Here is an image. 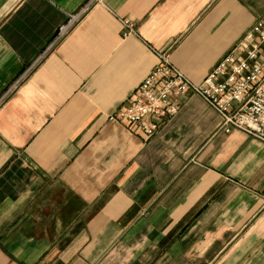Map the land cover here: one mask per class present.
<instances>
[{
  "label": "crops",
  "instance_id": "obj_1",
  "mask_svg": "<svg viewBox=\"0 0 264 264\" xmlns=\"http://www.w3.org/2000/svg\"><path fill=\"white\" fill-rule=\"evenodd\" d=\"M257 22L264 0H0V264H264L263 143L193 95L151 137L111 120L158 55L200 84Z\"/></svg>",
  "mask_w": 264,
  "mask_h": 264
},
{
  "label": "built area",
  "instance_id": "obj_2",
  "mask_svg": "<svg viewBox=\"0 0 264 264\" xmlns=\"http://www.w3.org/2000/svg\"><path fill=\"white\" fill-rule=\"evenodd\" d=\"M92 2V1H91ZM91 2L70 15L56 31L50 47L62 40ZM130 29V25L125 23ZM147 75L136 95L111 120L137 125L153 136L179 110L188 95L201 98L221 118L225 133L239 130L264 144V25L250 27L238 44L209 71L200 84L191 82L166 57Z\"/></svg>",
  "mask_w": 264,
  "mask_h": 264
}]
</instances>
